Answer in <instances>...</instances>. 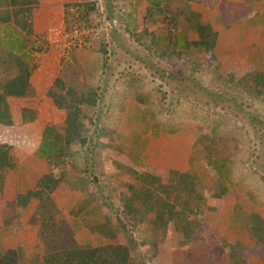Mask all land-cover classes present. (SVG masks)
I'll use <instances>...</instances> for the list:
<instances>
[{"label": "crops", "instance_id": "obj_1", "mask_svg": "<svg viewBox=\"0 0 264 264\" xmlns=\"http://www.w3.org/2000/svg\"><path fill=\"white\" fill-rule=\"evenodd\" d=\"M101 1L112 14L107 31L88 23L89 0H0V258L14 251L23 264L57 249L82 254L114 243L102 255L123 262L142 239L151 264L155 252L165 255L169 235L155 236L154 208L129 219L143 227L130 240L120 204L108 197L148 194L153 173L179 172L224 186L226 202L210 199L214 210L206 208L201 224L228 241V260L264 264V202L234 197L227 160L203 158L198 120L156 103L170 91H197L219 58L222 74L263 70L264 0ZM48 27L67 42H50ZM137 41L157 66L182 74H143ZM206 193L218 198L214 190L201 198Z\"/></svg>", "mask_w": 264, "mask_h": 264}, {"label": "rangeland", "instance_id": "obj_2", "mask_svg": "<svg viewBox=\"0 0 264 264\" xmlns=\"http://www.w3.org/2000/svg\"><path fill=\"white\" fill-rule=\"evenodd\" d=\"M89 2L90 4L86 11L87 20H89L88 23L92 24L94 27H101L102 30L107 31L109 26L106 19L107 17L103 14L104 7L102 6V1L89 0ZM67 31L68 30H66V34L69 33ZM55 35L56 39L54 41L49 38L48 40L50 42H67V36L65 33L62 35L59 33ZM131 45H133V43H131ZM134 46L135 56L141 59L138 60L140 61V65L137 69L142 71L143 74L145 73L147 76H155L156 74L161 76L162 74L167 78L173 76H177L178 78L179 75L182 74L180 72L178 73L177 67L166 69L157 66V63L155 64L156 57L150 54L147 47H144L141 42L137 41ZM239 53V50H232L231 60L234 59L235 61H238L241 58ZM253 57L254 56L252 55V58ZM217 62V66H215L216 70H213L216 76L212 74L204 75L202 82H197V85L195 84L197 91H195V88L193 87L194 90H189L188 93L170 91L169 98L165 96L159 99L156 103H158L160 107H180L179 111L181 112V116L185 115V117L198 120L201 124L199 130L202 131L201 149L203 158L208 160H220L221 158H225L227 160V163L231 168V184L228 185V190L234 192V197L237 198L240 196L245 198L248 202H264V69H254V67H251L246 71L244 69L241 71L228 69L222 74L218 71L221 70L222 62H220V58ZM145 63L150 66H142ZM153 66H157L159 72L157 71V68H154ZM166 71H168L167 74L165 73ZM173 85H175L176 88L179 87L178 83L172 84L171 86ZM175 90L177 91V89ZM103 102L104 98L99 100V105L102 106ZM189 104L193 105L189 106ZM190 111H193V113H190ZM178 114L176 117H178ZM97 117L98 119L100 117V122L103 121L102 118H110L109 115H100ZM98 119L94 122H98ZM108 120L109 119H107V121ZM202 165L204 171L210 175V169L208 168L212 167V162L203 163ZM146 179L149 182V186L152 187L151 192L154 193L153 197H148V202L146 200L148 194H146L147 191L145 188H138L139 195H121L122 197L119 195L117 200L112 199L114 194H111L110 197H108L110 201H116V208L120 204L116 212L117 214H120V224L124 226V230H127L125 235L130 240L135 238L134 233L136 236H139V233L142 232L141 230L143 229V227H139V229L136 230V227L129 223V219L132 217L127 213V205H129L128 203L132 200L133 196H135L136 199L144 200V203L147 205H149L148 203H151L150 205L152 207L160 208V206L164 205L168 208L174 206V198L182 196L186 197L192 191H196L195 197H198L197 201L199 203V210L190 213L189 219L192 230L188 229L193 235L199 233L201 222L208 219L207 216L209 211L207 209L214 210V206H208L207 204L212 201H215V203L222 200V202H226L224 195L225 191L223 189L224 186L220 182L213 183L210 180H207V182L210 181L211 183H204L197 176L190 173L182 175L179 172H170L169 174L157 172L156 174L153 173L152 176ZM216 184L221 188L216 186ZM156 186L169 189L168 194H166V196L164 194L162 195V191L157 190ZM210 187L217 192L218 198L216 199L213 197L214 195L209 196L207 193L206 197L201 198V192L205 194V192L209 191L210 193L212 191ZM217 187L221 189L220 192L216 189ZM111 192H114V189ZM104 196H106V194ZM210 199L211 202H209ZM140 203V201H136L133 206H138ZM215 212H217V210H215ZM151 215L152 214L148 217L151 218ZM116 216L117 215H115V218ZM125 220L127 222H125ZM154 232L155 236L158 235L161 237L163 236V233H165L164 227L160 226L159 223L157 224V227L155 226ZM179 233V238H181V240L182 237H187L183 231H180ZM175 238L179 240L178 236ZM167 241L169 244L172 243L170 238ZM143 242L142 239H140V243L134 242L137 251L133 255L128 252V260L125 258L123 262L116 258L118 260L115 264H141L140 262L142 261H144L143 264H147V254L142 252L144 249ZM178 245H180V248H183L184 246L183 243ZM154 246L156 247L157 245L155 244ZM141 247L143 249H141ZM227 247L228 246H225L224 248L228 252ZM167 251L171 252L169 245L166 246L165 255L163 254L164 256L162 255V252V256L155 255V252L151 264H172L168 259ZM183 254H185V252Z\"/></svg>", "mask_w": 264, "mask_h": 264}, {"label": "trees", "instance_id": "obj_3", "mask_svg": "<svg viewBox=\"0 0 264 264\" xmlns=\"http://www.w3.org/2000/svg\"><path fill=\"white\" fill-rule=\"evenodd\" d=\"M107 5V4H106ZM108 11V9H106ZM111 13H107V19H111ZM157 190H161V194H168L169 189L156 186ZM196 191H192L186 197L174 198V206L166 207L164 205L159 207H153L156 214V222L160 223L164 227L165 231L168 232L166 241L170 238L172 243L167 245L170 246L171 252L167 251L169 261L172 264H232L227 258V251L225 246H228V241L215 236V233L206 224H201L199 235H193L188 229L190 226V213L199 210L198 197H195ZM149 195L146 197H153L154 195L149 191ZM194 195V196H193ZM203 197V195H202ZM224 198V196H223ZM222 198V199H223ZM150 199V198H149ZM151 200V199H150ZM133 201V202H132ZM136 201H140V205L133 206ZM144 200L136 199L135 196L129 201L127 205V213L132 218L138 214H142L140 211L141 207H146ZM149 205L151 203H148ZM151 206V205H150ZM166 218V219H165ZM124 226L120 224V229ZM192 230V229H191ZM183 231L187 237L182 238L180 243H183V248H180L175 239L177 233ZM113 239V237H112ZM114 243L108 246L98 247L96 250H90L79 254L67 249H57L49 253L43 254L41 257H36L29 261L22 262L23 264H115L110 256L105 257L109 250H112ZM185 252V254H183ZM105 253V256L102 255ZM19 260L16 257L14 251H8L0 258V264H18Z\"/></svg>", "mask_w": 264, "mask_h": 264}, {"label": "built area", "instance_id": "obj_4", "mask_svg": "<svg viewBox=\"0 0 264 264\" xmlns=\"http://www.w3.org/2000/svg\"><path fill=\"white\" fill-rule=\"evenodd\" d=\"M56 30L53 27H48L47 28V36L50 40L54 41L56 39ZM74 35L77 34V30H73Z\"/></svg>", "mask_w": 264, "mask_h": 264}]
</instances>
